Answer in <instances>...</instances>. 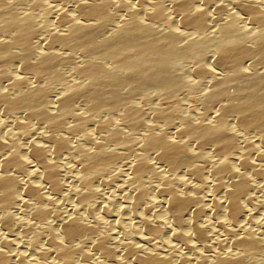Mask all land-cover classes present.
<instances>
[{"label": "bare ground", "instance_id": "obj_1", "mask_svg": "<svg viewBox=\"0 0 264 264\" xmlns=\"http://www.w3.org/2000/svg\"><path fill=\"white\" fill-rule=\"evenodd\" d=\"M0 264H264V0H0Z\"/></svg>", "mask_w": 264, "mask_h": 264}, {"label": "rangeland", "instance_id": "obj_2", "mask_svg": "<svg viewBox=\"0 0 264 264\" xmlns=\"http://www.w3.org/2000/svg\"><path fill=\"white\" fill-rule=\"evenodd\" d=\"M166 5V6H165ZM162 6H163V8L165 9H167V10H169V8H168V5L167 4H162ZM162 8V9H163ZM165 9V10H166ZM166 10V15H167V17L170 19V20H174V16H173V14H170L168 11ZM169 14V15H168ZM173 18V19H172ZM205 22V27L207 26L208 27V25H210L211 23L210 22H208V21H204ZM207 23V24H206ZM209 23V24H208ZM180 28V27H179ZM247 61V62H246ZM246 61H242L241 63H243V64H241V66L243 67V68H245V69H247V70H256V69H258V68H260L259 67V65H255V64H253V62L252 61H250L249 62V60H246ZM252 63V64H251ZM256 66V67H255ZM185 67V68H184ZM183 69L186 71V69H187V72L189 71V68L187 67V66H183ZM209 69L210 70H213L214 71V69L213 68H211L210 66H209ZM229 90H228V92L229 93H231V92H233L234 91V89L232 88V87H230V88H228ZM201 90V89H200ZM200 90H193V89H187V90H185V91H182V92H180V93H178L177 94V98H176V101H177V112H178V114L180 115V116H185V115H189V114H192V113H196V112H198V111H200V109H201V107H200V104H201V102H202V90L200 91ZM204 90V89H203ZM146 103V102H145ZM144 102L141 104V109H142V111L144 112V113H146L145 112V110H147L148 108H149V106H150V104H149V102H148V104H145ZM170 101H162L161 103L160 102H158V103H156V106H161V107H164V108H166V107H168L169 105H170ZM180 103V104H179ZM179 104V105H178ZM179 122V123H178ZM176 121L175 123L174 122H170L171 124H176V126H182L183 124L180 122V121ZM179 124V125H178ZM181 124V125H180ZM171 133V132H170ZM189 146H191V145H189Z\"/></svg>", "mask_w": 264, "mask_h": 264}]
</instances>
